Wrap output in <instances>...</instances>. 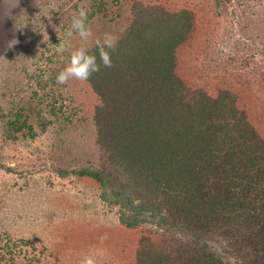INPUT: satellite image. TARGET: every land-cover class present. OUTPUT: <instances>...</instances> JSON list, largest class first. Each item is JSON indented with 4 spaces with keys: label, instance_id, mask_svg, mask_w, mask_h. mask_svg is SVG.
Instances as JSON below:
<instances>
[{
    "label": "trees",
    "instance_id": "obj_1",
    "mask_svg": "<svg viewBox=\"0 0 264 264\" xmlns=\"http://www.w3.org/2000/svg\"><path fill=\"white\" fill-rule=\"evenodd\" d=\"M209 1L213 16L232 2ZM129 11V24L110 50L112 67L101 64L99 72L77 82L92 95L81 100V108L93 109L91 159L72 171L57 169V176L96 184L100 200L116 209L125 232L116 257L121 252L128 264H264V139L239 108L237 94L209 93L178 76L177 52L197 22L193 10L170 12L132 0ZM68 44L67 53L75 42L68 38ZM88 50L99 63L96 43ZM69 96L65 110L36 91L26 106L2 109L6 143L33 140L74 116L77 91ZM67 201L49 200L47 212L66 214ZM145 224L159 235L142 234ZM37 227L29 226L27 240L19 242L1 234L0 264L54 259L55 236L48 235L55 232L38 233ZM32 237L50 242L35 244Z\"/></svg>",
    "mask_w": 264,
    "mask_h": 264
},
{
    "label": "rangeland",
    "instance_id": "obj_2",
    "mask_svg": "<svg viewBox=\"0 0 264 264\" xmlns=\"http://www.w3.org/2000/svg\"><path fill=\"white\" fill-rule=\"evenodd\" d=\"M139 1L170 12L183 8L195 12L194 31L177 52L178 76L209 93L227 89L237 94L239 108L264 139V0H232L221 6L224 10L217 7L219 16H213L216 8L209 0ZM131 5L132 0H0V111L26 106L32 91L65 110L72 101L69 94L77 91L74 116L61 117L33 140L6 143L0 123V235L8 233L19 242L29 236L31 225L38 226V233L53 230L48 238L55 236L54 259L44 256L40 264H83L89 255L96 264H128L121 252L116 257L118 238L125 235L118 214L100 200L96 184L74 175L57 176V169L72 171L91 159L94 127L92 107L81 108L85 95H92L85 93L80 80L61 85L56 75L67 66L73 50L91 48L105 32L120 37L129 24ZM81 8L88 11L92 36L81 40L74 33V49L67 53L68 44L65 51H58L60 40L65 44L68 40L72 16ZM34 101L38 104L36 97ZM58 196L67 198L68 208L54 217L46 207ZM139 230L147 237L159 235L150 224ZM31 239L39 245L50 242ZM217 248L221 250V245Z\"/></svg>",
    "mask_w": 264,
    "mask_h": 264
},
{
    "label": "clouds",
    "instance_id": "obj_3",
    "mask_svg": "<svg viewBox=\"0 0 264 264\" xmlns=\"http://www.w3.org/2000/svg\"><path fill=\"white\" fill-rule=\"evenodd\" d=\"M88 11L84 8L71 18V30L66 33L67 38H71L73 34H78L81 40H87L92 36L91 29L88 26ZM118 38L111 32H105L102 40H96V49L99 55V63L97 54L90 52L84 47L77 48L70 53L67 66L59 71L56 75V81L61 84H67L69 80L76 79L87 81L93 73L100 71L101 64L105 68L112 67L111 51H114L117 46ZM66 44L59 43L58 51H65ZM83 264H96L94 258L86 256Z\"/></svg>",
    "mask_w": 264,
    "mask_h": 264
}]
</instances>
